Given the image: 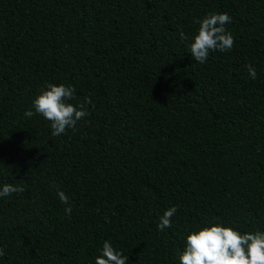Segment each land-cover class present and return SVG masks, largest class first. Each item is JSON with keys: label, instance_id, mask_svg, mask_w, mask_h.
<instances>
[{"label": "trees", "instance_id": "16d2710c", "mask_svg": "<svg viewBox=\"0 0 264 264\" xmlns=\"http://www.w3.org/2000/svg\"><path fill=\"white\" fill-rule=\"evenodd\" d=\"M220 12L234 46L201 64L191 37ZM48 83L91 98L75 131L23 115ZM5 183L25 191L0 197V264H95L104 241L179 264L208 222L264 231V0H0Z\"/></svg>", "mask_w": 264, "mask_h": 264}, {"label": "clouds", "instance_id": "9594fccd", "mask_svg": "<svg viewBox=\"0 0 264 264\" xmlns=\"http://www.w3.org/2000/svg\"><path fill=\"white\" fill-rule=\"evenodd\" d=\"M231 17L224 12L210 13L199 20V27L191 37L190 54L195 61L203 64L211 51L226 52L233 48L234 37L226 28ZM180 39L188 41L189 37L180 32ZM248 75L256 79V70L246 65ZM71 85L48 83L32 100V108L24 111V116L31 118L40 115L50 122L51 134L60 136L67 129L76 130L78 121L89 115L85 104H93L90 97H85L78 106L71 101L75 96ZM22 185L5 183L0 186V197L24 192ZM61 203L65 204V215L71 217L69 197L58 190ZM176 206L166 209L157 225L160 231L171 227V218L176 213ZM4 250L0 248V256ZM127 255L115 249L110 241H104L95 264H126ZM179 264H264V231L240 233L230 226L208 222L205 226L186 235V245L179 256Z\"/></svg>", "mask_w": 264, "mask_h": 264}]
</instances>
